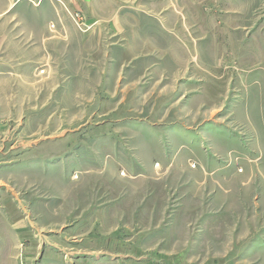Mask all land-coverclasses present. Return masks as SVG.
<instances>
[{
  "label": "rangeland",
  "instance_id": "374dc122",
  "mask_svg": "<svg viewBox=\"0 0 264 264\" xmlns=\"http://www.w3.org/2000/svg\"><path fill=\"white\" fill-rule=\"evenodd\" d=\"M0 264H264V0H0Z\"/></svg>",
  "mask_w": 264,
  "mask_h": 264
},
{
  "label": "bare ground",
  "instance_id": "6f19581e",
  "mask_svg": "<svg viewBox=\"0 0 264 264\" xmlns=\"http://www.w3.org/2000/svg\"><path fill=\"white\" fill-rule=\"evenodd\" d=\"M194 167V166H193Z\"/></svg>",
  "mask_w": 264,
  "mask_h": 264
}]
</instances>
